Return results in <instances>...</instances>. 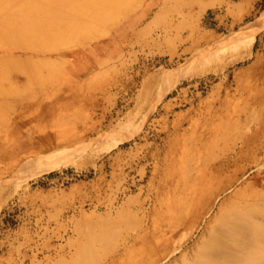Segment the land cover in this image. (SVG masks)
Wrapping results in <instances>:
<instances>
[{
    "label": "rangeland",
    "instance_id": "obj_1",
    "mask_svg": "<svg viewBox=\"0 0 264 264\" xmlns=\"http://www.w3.org/2000/svg\"><path fill=\"white\" fill-rule=\"evenodd\" d=\"M102 5L0 38V264H264V0Z\"/></svg>",
    "mask_w": 264,
    "mask_h": 264
},
{
    "label": "bare ground",
    "instance_id": "obj_2",
    "mask_svg": "<svg viewBox=\"0 0 264 264\" xmlns=\"http://www.w3.org/2000/svg\"><path fill=\"white\" fill-rule=\"evenodd\" d=\"M107 1L108 0H0V38L6 37L14 32L29 36L39 29L46 28L47 30H52L51 26L54 25V23L58 24L61 28H66L74 22L73 19L76 16L84 14L85 7H97L96 9L99 10L101 8L100 6ZM59 18L62 20L64 19L63 22ZM4 95V93L0 92V96ZM254 228L258 230V228ZM255 249L256 247H252L248 250V253L242 257L240 263L254 264L256 259H259L258 256H255ZM212 252H214L212 247L208 244L203 245L199 252L198 264H210L214 258ZM230 261V259H227L224 263Z\"/></svg>",
    "mask_w": 264,
    "mask_h": 264
}]
</instances>
